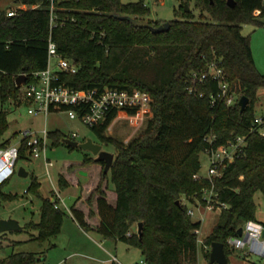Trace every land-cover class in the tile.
I'll use <instances>...</instances> for the list:
<instances>
[{"label": "trees", "instance_id": "obj_1", "mask_svg": "<svg viewBox=\"0 0 264 264\" xmlns=\"http://www.w3.org/2000/svg\"><path fill=\"white\" fill-rule=\"evenodd\" d=\"M15 2L27 8L17 6L11 16L10 8H0L3 107L11 101L21 103L16 84L19 74L47 67L50 36L62 56L80 65L78 73H60L62 82L77 89L139 88L152 98L145 127L130 141L108 135L107 128L118 114L134 111H114L93 128L103 142L115 146V158L108 173L104 172L105 161L89 154L80 163L101 172L93 189L71 207L79 225L139 248L147 264H198L200 245L195 230L201 221L193 220L181 198L185 195L202 202L204 191L213 187L219 216L205 238L209 249L204 257L208 264H218L210 261L212 243L218 241L224 244L229 260L228 239L247 220H257L255 197L258 192L264 196V136L251 131L264 74L256 65L250 37L242 32L245 22L262 23L258 17L264 15V0H235L234 6L227 0H195L198 17L190 7L185 10L189 0H182L169 30L159 33L151 27L165 21L148 18L150 8L145 0H55L59 16L68 21L54 28L50 27V0ZM256 10H261L260 15ZM131 19L147 20L149 25L137 27ZM212 63L223 68L230 90L237 94L233 104L220 99L213 102L219 88L211 76L192 81L193 73L200 77ZM243 95L249 104L242 112L239 99ZM8 128L7 112L2 108L0 139ZM239 135L247 136L244 155L229 163L214 184L206 177L196 179L200 153L218 149ZM49 137L53 147L67 145L63 139L68 137L59 130L51 131ZM21 149L22 157L24 144ZM68 170L78 169L70 165ZM69 185L62 171L59 186ZM39 189L40 182L34 178L28 191L39 195ZM108 191L115 199L108 198ZM220 202L227 207H220ZM65 215L51 197H42L40 221L25 228L37 231L35 239H51L61 233ZM93 218L96 226L90 222ZM139 222H143L142 237L136 232ZM36 255L13 253L0 259V264H36L41 259Z\"/></svg>", "mask_w": 264, "mask_h": 264}, {"label": "rangeland", "instance_id": "obj_2", "mask_svg": "<svg viewBox=\"0 0 264 264\" xmlns=\"http://www.w3.org/2000/svg\"><path fill=\"white\" fill-rule=\"evenodd\" d=\"M129 1V0H125ZM137 1V0H130ZM150 8L149 18L152 20L170 21L177 17L176 10L180 11L182 0H145ZM15 0H0V8L17 7ZM189 7L198 17L200 10L196 7L195 0H189ZM256 15H260L256 14ZM261 24L255 22H245L242 27L243 34L250 37L251 46L259 71L264 74V15L258 17ZM57 58L53 59L56 64ZM1 82V75H0ZM22 92L19 90L21 103L17 101L7 102L4 107L0 99V111L2 108L7 112L9 128L0 139V144L7 141L8 144L18 143L22 131L31 129L39 131L45 127L51 132L59 130L68 138H72L73 133H77L76 140L82 141L85 138H92L94 142L100 144L103 150L115 153V146L103 142L95 133L93 128L89 127L78 119H72L66 110L51 111L47 116L40 114H30L28 112L29 105L21 98ZM256 116L264 118V88H260L258 92V101L255 105ZM149 116L144 118L126 117L125 114H118L112 123L110 129L107 130L108 135H113L125 142L130 141L133 137L145 127ZM86 154L95 157L90 151L80 148H70L65 144L50 146L48 158L53 161L49 172L45 166L44 159H33L24 154L20 157L14 174L0 186V219L13 218L19 221L22 226L21 230L7 231L0 233V259L7 258L13 253L33 252L38 258H41L36 264H100L101 260L110 258L111 252L117 254L124 264H141L144 260L142 251L139 248L130 246L123 240L114 238H105L98 232L80 231L74 227L72 222H68L65 230L57 237L38 240L35 239L37 231L35 229L25 228L30 222L39 220V209L42 204V197H50L53 189L60 190L66 206L62 202V207L66 213L65 218L71 221V206L76 202L78 195L81 193L80 187L69 185L66 188L59 186L60 172L68 169L70 165H74L75 169H89L86 166H80ZM201 169L199 174L208 175L210 157L206 151L200 153ZM24 167L28 172L27 176H21L18 173L19 167ZM83 172H77V176L81 180V184H85ZM41 182L40 193L35 194L28 191V188L34 178ZM110 189L114 191V184L109 180ZM182 202L195 213L191 215L193 220L201 219L200 232L198 238L204 241L212 228L218 221L219 211L215 209H207L200 199H191L182 195ZM257 203L256 219L264 221V196L262 192H258L255 197ZM241 237V236H240ZM232 253L229 254L231 264H263L264 257L258 254H248L249 246L241 249L231 246ZM207 250L201 242L199 249L198 264H208V260L204 257ZM128 262V263H127ZM147 264V263H143Z\"/></svg>", "mask_w": 264, "mask_h": 264}, {"label": "built area", "instance_id": "obj_3", "mask_svg": "<svg viewBox=\"0 0 264 264\" xmlns=\"http://www.w3.org/2000/svg\"><path fill=\"white\" fill-rule=\"evenodd\" d=\"M50 1V27L64 26L68 20L59 16L55 0ZM36 6H39V4ZM16 13V10H10L8 15L11 16ZM54 58H57L56 64H53ZM79 70L80 65L59 53L56 42L50 36L47 67L34 71L31 74L25 73L27 79L19 86L22 92L21 99L29 105L28 112L30 114L47 116L51 111L66 110L70 118L78 119L91 128L102 124L114 111L126 110L135 112L134 114H125L126 117L144 118L146 115H151L152 98L150 93L145 90L118 87L77 89L60 80V73L66 72L74 74L78 73ZM209 76L217 80L219 88L217 95L213 96V102L220 99L226 101L227 104H233L238 96L230 90L225 71L216 63H212L208 71L200 77L197 73H193L192 81L199 80L202 82ZM192 90L193 87L191 86L190 91ZM110 128L111 124L107 130ZM251 131H257L264 136L263 117H255ZM49 133L50 131L46 127L39 131L26 129L22 131L18 143L0 145V186L14 174L17 163L22 155V144L25 146L24 153L33 159H44L47 169L53 165V161L48 158V152L51 146ZM76 137H78V134L73 133L71 139L76 140ZM85 140L87 139L85 138L82 141ZM246 146L247 136L239 135L218 149H209L207 153L210 157V163L208 175L205 177L214 184L215 180L223 175V171L229 163L244 155ZM200 177L204 176L199 173L195 176L196 179ZM215 197L216 192L213 187L210 190H205L202 197V201H204L203 205L207 209H215ZM52 200L55 202L56 208L62 207V199L59 195ZM219 205L220 207H227V204L223 202H220ZM194 213L192 209H189L190 215H194ZM242 227L243 235L241 237L237 234L228 239L230 246H236L241 249L249 246L250 250L246 252L247 256L252 253L264 257L263 222L247 220ZM195 232L198 235L200 228L196 229ZM131 233L129 231L128 235H131ZM197 240L199 245L202 242L203 246L209 249L198 236ZM109 261L112 264H121L116 255H113ZM143 263L146 262L143 260L141 264Z\"/></svg>", "mask_w": 264, "mask_h": 264}, {"label": "water", "instance_id": "obj_4", "mask_svg": "<svg viewBox=\"0 0 264 264\" xmlns=\"http://www.w3.org/2000/svg\"><path fill=\"white\" fill-rule=\"evenodd\" d=\"M228 4L231 6L235 5V0H227ZM185 10H189V5L185 3ZM134 26L137 27H147L149 25L147 20H138V19H131ZM154 33L165 32L168 31L170 28V21H165L162 25L158 27H151ZM27 79V75L25 73L19 74L16 77V84L17 86H21ZM249 104V98L243 95L239 99V105L241 107V111L243 112L247 105ZM63 142L67 145H70L74 148H80L83 150L90 151L97 160L105 161L104 172L108 173L110 168L114 162L115 153L109 152L102 149V146L93 141L92 138H87L85 141H78L71 138H64ZM18 173L21 176H27L28 172L24 167H19ZM22 226L20 225L19 221L13 218H1L0 219V233L7 232V231H15L20 230ZM137 233L140 237L143 235V222L138 223ZM239 236L243 235V227H240L237 231ZM210 261L212 263L218 264H229L228 257L225 252V247L222 242L215 241L212 243L211 251H210Z\"/></svg>", "mask_w": 264, "mask_h": 264}, {"label": "crops", "instance_id": "obj_5", "mask_svg": "<svg viewBox=\"0 0 264 264\" xmlns=\"http://www.w3.org/2000/svg\"><path fill=\"white\" fill-rule=\"evenodd\" d=\"M18 7H22V8H27V6L26 5H20V6H18ZM16 8V7H15ZM15 8H13V9H9V10H15ZM259 13H261V10H256L255 11V14H259ZM149 18V17H148ZM113 125V123H111V126ZM45 162V161H44ZM53 165H54V163H53ZM52 165V166H53ZM46 166V165H45ZM91 168H94V167H91ZM98 168V167H97ZM78 169V170H76V171H69L68 169H64L63 170V172H65V175H66V177H67V179L69 180V182H70V185H73V183L74 184H76V186H79L80 187V190H81V193L78 195V197H77V199L81 196V199H83L84 198V192H88V191H90V190H92L93 189V187L97 184V182H98V179H99V175H100V172H101V169ZM48 170V172H49V170L50 169H47ZM83 172L84 173V177L85 178H87V180L85 181V184H81V180H80V178L77 176V172ZM61 173V172H60ZM36 178V177H35ZM40 182V181H39ZM40 186H41V182H40ZM39 192H40V189H39ZM111 194H112V196H111ZM58 195L60 196V198L62 199V202H63V204L66 206V204H65V202H64V198H63V196H62V194H61V192H60V190H58V189H53V191H52V195L50 196L51 197V199H54V198H56V197H58ZM115 195L111 192V191H108V198L110 199V200H113V199H115V197H114ZM76 199V200H77ZM62 202H61V204H62ZM81 202H79V204H80ZM41 207V206H40ZM72 207V206H71ZM61 209H63V207H61ZM64 210V209H63ZM70 211H71V208H70ZM71 219H69V220H71V221H68V219H66V218H64V221H63V225H62V229H61V233L63 232V230H65V226L68 224V222H72V224H73V226L74 227H76V228H78L80 231L82 230V231H84V232H87L86 230H84L80 225H79V223L75 220V218L73 217V214H72V211H71ZM200 221H201V219H199ZM40 221V209H39V220L37 221V222H34V223H38ZM198 221V220H197ZM90 222H91V224L93 225V226H96L97 225V219L96 218H93V219H91L90 220ZM22 229V228H21ZM20 229V230H21ZM3 233H5V232H3ZM59 235V234H58ZM57 235V236H58ZM56 236V237H57ZM35 237V236H34ZM108 254H110V258L113 256V255H116L117 257H118V259H119V261H120V263L121 264H124L123 262H121V260H120V258H119V256L117 255V254H113V253H111V252H107ZM110 258H106V259H104V260H101V263L100 264H112L109 260H110ZM41 259H42V257H41ZM128 263V262H127ZM139 264V263H138Z\"/></svg>", "mask_w": 264, "mask_h": 264}]
</instances>
